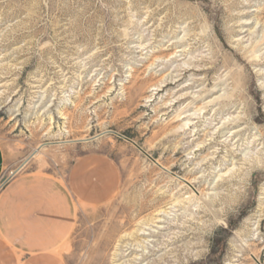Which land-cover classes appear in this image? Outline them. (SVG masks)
<instances>
[{"label": "rangeland", "instance_id": "374dc122", "mask_svg": "<svg viewBox=\"0 0 264 264\" xmlns=\"http://www.w3.org/2000/svg\"><path fill=\"white\" fill-rule=\"evenodd\" d=\"M0 145L120 174L67 264H264V0H0Z\"/></svg>", "mask_w": 264, "mask_h": 264}, {"label": "crops", "instance_id": "0c3cea01", "mask_svg": "<svg viewBox=\"0 0 264 264\" xmlns=\"http://www.w3.org/2000/svg\"><path fill=\"white\" fill-rule=\"evenodd\" d=\"M5 163L0 145V182ZM68 175L18 173L0 188V264H67L63 250L77 206L105 204L119 191L114 165L94 156L74 163Z\"/></svg>", "mask_w": 264, "mask_h": 264}]
</instances>
